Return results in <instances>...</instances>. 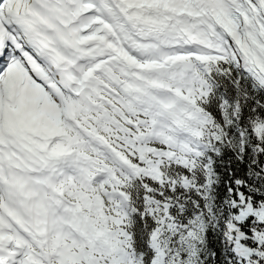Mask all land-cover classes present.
<instances>
[{"label": "snow or ice", "instance_id": "1", "mask_svg": "<svg viewBox=\"0 0 264 264\" xmlns=\"http://www.w3.org/2000/svg\"><path fill=\"white\" fill-rule=\"evenodd\" d=\"M0 264H264V0H0Z\"/></svg>", "mask_w": 264, "mask_h": 264}]
</instances>
